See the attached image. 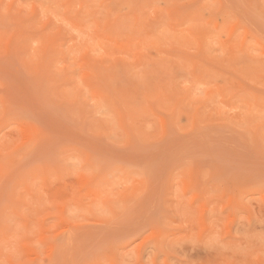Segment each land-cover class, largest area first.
I'll return each mask as SVG.
<instances>
[{
	"label": "rangeland",
	"instance_id": "374dc122",
	"mask_svg": "<svg viewBox=\"0 0 264 264\" xmlns=\"http://www.w3.org/2000/svg\"><path fill=\"white\" fill-rule=\"evenodd\" d=\"M0 264H264V0H0Z\"/></svg>",
	"mask_w": 264,
	"mask_h": 264
}]
</instances>
